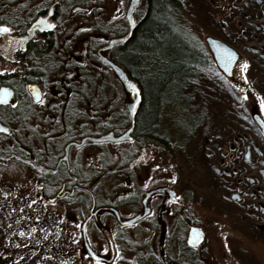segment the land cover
<instances>
[{"label":"rangeland","instance_id":"obj_1","mask_svg":"<svg viewBox=\"0 0 264 264\" xmlns=\"http://www.w3.org/2000/svg\"><path fill=\"white\" fill-rule=\"evenodd\" d=\"M129 2L104 0L107 14L112 12L113 36L127 29ZM180 5L179 16L168 4L154 14L153 20L161 24L163 36L159 43H152V50L146 49L139 68L144 69V80L149 83L153 80L149 79L151 74L171 68L166 62L172 56L179 61L189 60L194 57L193 49L199 47L202 59L184 91L191 98L190 108L183 105V100L171 107V94L162 89L156 92L153 106L149 101L145 107V117L146 124L156 118L157 99L162 106L166 104L158 131L166 137L164 154L157 158L152 145L145 150L127 141L101 145L95 160L92 155L83 158V168L92 170L100 165L108 170L112 163V181L100 171L92 176L88 186L99 196V202H112L113 192L131 188L125 180L126 173L132 174L129 169L136 171L139 186L176 185L181 210L204 228V234L191 252L186 242L187 222L183 218L171 220L173 256L188 264H264V130L257 131L252 121L255 105L264 122L260 107L264 99V0H180ZM136 7L139 19L146 11L145 0ZM108 23L104 22L106 28ZM206 35L219 37L240 52L232 78L215 67ZM91 44H85V51ZM84 58L81 66L86 73L85 88L91 91L85 106L92 109L100 105L102 108L96 113L102 115V122L123 130L125 123L121 122L129 111L125 87L105 65L88 60L85 55ZM245 60L249 62L246 69L241 67ZM180 104L193 119L187 126L179 120ZM89 109L84 113L86 127L92 121ZM33 119L34 114H29L15 133L9 131L5 135L4 149L16 138L21 147H28L27 142L36 131L45 137L47 127L37 125ZM74 124L69 121L70 128ZM73 133L70 130V135ZM145 142L154 146L157 143L148 139ZM252 142L258 146L252 144L246 158V144ZM7 156L0 152L4 160ZM119 170L123 173L118 176ZM86 172L85 179L89 176ZM37 175L32 167L16 160L0 163V264H95L91 254L85 252L81 230L83 213L87 214L90 204L83 212L82 207L41 203L40 186L34 185ZM160 230L156 223H137L123 229L111 218H101L93 225L88 240L102 264H159ZM125 236L129 246L122 252L121 248H126ZM105 248L107 251L102 250Z\"/></svg>","mask_w":264,"mask_h":264},{"label":"flooded vegetation","instance_id":"obj_2","mask_svg":"<svg viewBox=\"0 0 264 264\" xmlns=\"http://www.w3.org/2000/svg\"><path fill=\"white\" fill-rule=\"evenodd\" d=\"M136 8H134V17L137 26L144 20L146 11L138 19ZM41 16L46 17L55 27L49 29L42 24L36 26ZM108 21L106 28L104 22ZM0 25H7L11 29L8 33H0V69L7 70L0 72V89L6 88L10 93L0 100V152L8 155L6 160L0 157V163L16 160L32 167L38 174L35 177L37 183L34 182V185L40 186L38 189L42 198L40 202L45 205L58 204L63 208L82 207L85 212L84 207L90 204L87 214L83 213L85 217L81 222L85 252L91 254V251H95L88 237L93 225L101 218H111L112 223L123 229L137 223H156L161 227L157 254L159 264H188L170 252L175 241L172 235H169V223L180 218L187 222L186 242L191 252L201 242L196 246L189 243V236L195 232L194 227L199 225L181 210L182 202L176 185L154 183L149 186H139L136 171L129 169L132 174L126 173L125 180L129 181L131 188L121 191L116 188L112 193L114 197L112 202L104 200L99 202V196L88 186V183L92 176L99 174L100 171L104 173L102 175L104 178L112 181L111 152L109 157L111 164L108 170L105 166H94L92 170L87 169L89 176L84 178L88 172L83 168V158L92 155L95 160L101 145L112 146V142L119 144L120 141H112V134L116 136L125 133L132 120L127 109L128 116L121 122L125 123L124 128H121L123 130L113 129L112 125L102 122V115L96 113L97 109L101 110L100 105H95L92 109L85 106L84 102L91 91L85 88L86 73L81 64L85 55L86 59L105 65L113 78L125 87V94L129 97L127 105L129 108L130 103L136 98V90L126 87L112 68L101 59L103 54L117 62L114 59L115 49L129 42V39L113 46H105L113 37L124 35L128 31V23L125 31L117 32L113 36L112 12L107 14L104 0H0ZM88 43L91 46L85 51V44ZM213 63L217 70L228 75V63L222 65L214 60ZM120 65L126 70L122 64ZM126 72L140 87V101L135 111L134 127L123 141L138 144V148L142 147L145 150L152 145L151 148L156 150L155 154L158 158L164 154L165 149L166 137L158 133L164 118V105L160 107L155 118L152 132L147 131L145 122L138 124L144 94L138 79L127 70ZM32 85H35L36 91L40 93L43 103L37 99ZM2 95L3 93L0 92V96ZM86 109L90 110L89 115L92 116L90 127L84 124ZM108 112L110 116L111 112ZM29 114H34L33 121H36L37 125L44 124L47 127L45 137L42 136L44 134L36 131L35 136L28 140V147H21L20 141L16 138L15 142L12 139L8 143V148L4 149L5 135L9 131L15 133L17 126L24 122ZM252 117L257 130L262 132L260 124L253 115ZM69 121L70 124L75 123L71 128ZM188 123L185 125L187 126ZM5 127L9 129L7 133L2 130ZM70 130L74 132L71 135ZM101 136H108V139L98 140ZM144 139L157 143L155 146L153 143H143ZM252 144L258 146L252 142L247 143L246 148L248 149L250 145L251 149ZM119 171L118 176L123 173ZM105 173L110 175L105 176ZM123 240L126 248L122 247V252L127 249V245L129 246L126 236ZM42 243L47 245L44 241ZM112 249L114 250L113 244Z\"/></svg>","mask_w":264,"mask_h":264},{"label":"trees","instance_id":"obj_3","mask_svg":"<svg viewBox=\"0 0 264 264\" xmlns=\"http://www.w3.org/2000/svg\"><path fill=\"white\" fill-rule=\"evenodd\" d=\"M166 4L171 5L174 13L179 16V12L182 10L180 0H145L146 16L144 20L137 24L132 36L129 38V42L116 48L114 51V59L118 63L122 64L131 75H134L138 79L143 90L144 99L140 105L138 124L142 122L146 123L145 107L149 101L153 106L155 99L154 95L156 92H160V89L165 91L166 94H171V97L174 98V103L171 107H174L179 104L181 100H183V105L190 108L191 98L186 96L184 91L190 83V78L196 68V65L202 59L201 56L203 53L199 47L193 49L195 53L194 57L189 60L179 61L177 56H172L166 62V65L171 68L167 67L165 70L159 69L155 74H151L149 78L150 80L153 79L151 82H145L143 77L145 76V71L139 67L142 59L144 58L146 49L152 50V43H159L163 36V32H161L160 28L161 24L158 23V20H153V16L156 12L160 13ZM159 84L162 85V88H160ZM156 103L158 108L154 111V113L157 116L162 104L160 100L158 101V99ZM163 105L165 106L166 104ZM183 105L181 107L182 115H180L181 117L179 119L181 125L193 120L192 117L189 116V110L185 109ZM154 121L155 118L146 124L147 131H153ZM261 139L263 140L262 137Z\"/></svg>","mask_w":264,"mask_h":264},{"label":"water","instance_id":"obj_4","mask_svg":"<svg viewBox=\"0 0 264 264\" xmlns=\"http://www.w3.org/2000/svg\"><path fill=\"white\" fill-rule=\"evenodd\" d=\"M139 2L140 0H136V2H133V0H130L129 2V5L126 11V18L128 21V31L124 35L113 37L110 40L109 44L105 47L113 46L114 44L118 42L127 41L132 36L134 28L136 26V19L134 17V8L137 6ZM205 41L207 43V47L209 51L211 52L212 57L215 62L222 64V65L223 64L226 65L228 63V67H227L228 76L232 78L233 72L235 71V68L237 67L240 61V58H241L240 52L235 47L231 46L230 44H228L227 42H225L219 37H215L212 35H206ZM230 56H232L231 60H229ZM101 59L112 68V70L117 74V76L124 82L126 87H131V85H135L136 98L129 105V112H130L131 120H132L131 125L129 129L125 133H122L121 135L115 136L112 134V141L114 142L123 141L128 135V133H130L134 127L135 111L140 101V87L134 79L129 77L126 70L120 64H118L114 60L109 59L103 54H101ZM252 115L254 116L256 121L260 124L261 129L264 130V122L262 121V118L260 117L258 109L255 105L252 107ZM106 139H108V136H101L98 138V140H106ZM249 156H250V145L248 148L246 158H248ZM194 228H195V232L193 233L194 236L193 234L189 236V243L192 246H196L200 242L202 235H203V228L201 226H195ZM92 252L94 251H91V253Z\"/></svg>","mask_w":264,"mask_h":264},{"label":"snow or ice","instance_id":"obj_5","mask_svg":"<svg viewBox=\"0 0 264 264\" xmlns=\"http://www.w3.org/2000/svg\"><path fill=\"white\" fill-rule=\"evenodd\" d=\"M133 2H136V0H133ZM121 3H124V0H121ZM117 11H119V10H117ZM121 15H123V13H121ZM113 19H115V17H113ZM41 24L44 25L46 28H49V29L55 27V25L53 23L49 22L48 19L46 17H44V16H41L39 18V20L36 23V26H39ZM9 31H11V29H10L9 26H7V25H0V33H8ZM29 31H31V29H29ZM232 55H234V54H232ZM231 59H232V56L229 57V60H231ZM248 63L249 62L247 60H245L244 63H243V65L241 67L244 68V69H246L247 66H248ZM4 71H7V70L6 69H0V72H4ZM245 79H246V77H245ZM31 87L33 88L34 91H36L35 85H32ZM131 87L133 89H135V85H131ZM0 92L3 93V95L0 96V100H3L5 97H7L10 94L9 93V90L6 89V88L5 89H0ZM36 96H37V99L40 101V103H43V99H41L40 93L38 91H36ZM260 107H261V110L264 111V99H262L260 101ZM2 130L4 132H6V133L9 131V129L6 128V127L3 128ZM156 167H159V165H156ZM172 179H175V176H173ZM21 234H23V233H21ZM102 250L103 251H107L106 248L105 249H102ZM91 256L95 258V264H102L101 258L99 256H97V254L95 252H92L91 253ZM113 264H115V262H113Z\"/></svg>","mask_w":264,"mask_h":264}]
</instances>
